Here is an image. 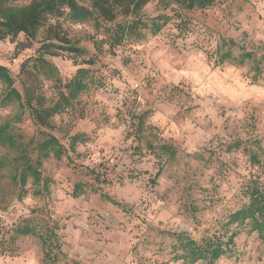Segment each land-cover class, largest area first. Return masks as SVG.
<instances>
[{
	"label": "rangeland",
	"instance_id": "374dc122",
	"mask_svg": "<svg viewBox=\"0 0 264 264\" xmlns=\"http://www.w3.org/2000/svg\"><path fill=\"white\" fill-rule=\"evenodd\" d=\"M199 3L187 8L178 0H151L139 14L112 23L75 21L67 10L49 16L34 38L0 40V64L23 96L31 93L34 105L40 97L39 104L49 107L67 94L79 68L88 83L41 130L21 102H0V124L11 123L33 158L46 132L64 146L59 158L43 159L41 186L30 180L23 198L11 165L0 167V264H185L175 258L181 250L171 233L200 240L222 229L247 201L249 180L264 182V167L251 164L243 150L259 139L255 149L264 158V0ZM165 18L156 35L143 27ZM134 19L142 22L140 33L110 47L107 26ZM55 33L86 51L60 47L65 43ZM223 39L236 41L235 56L247 50L255 58L218 64V51L229 49ZM6 89L0 82V101ZM236 141L241 147L229 150ZM161 144L173 146L176 156H157ZM17 153L0 144V158ZM45 180L48 190L36 194ZM25 224L49 242L55 234L57 260L48 259L38 235L17 233ZM215 264H264V241L246 228L233 252Z\"/></svg>",
	"mask_w": 264,
	"mask_h": 264
},
{
	"label": "trees",
	"instance_id": "16d2710c",
	"mask_svg": "<svg viewBox=\"0 0 264 264\" xmlns=\"http://www.w3.org/2000/svg\"><path fill=\"white\" fill-rule=\"evenodd\" d=\"M20 1L0 0V40L9 39L14 42L20 34H24L28 38H34L38 31L45 25L49 16H63L67 10V13L75 21L95 18L98 22L105 20L112 23L115 22L118 16L128 17L139 14L151 0H88L90 6L80 4L78 0H27L28 2L26 4H20ZM178 1H181L187 8H193L199 3L196 0ZM212 1L203 0L199 4L203 6ZM167 21L166 18L161 22L152 21L151 24H143V27L149 28L152 35H156L167 24ZM141 23L140 19H134L126 24L118 23L114 28L107 26V29L112 31L110 47L121 44L127 34L140 33L139 31L142 29L140 26ZM54 37L65 43L60 47L70 52L83 54L86 51L85 48L70 42V40L60 34L55 33ZM222 44V46H229V49L224 52H221V50L218 51L216 56V62L218 64L231 60L239 65H243L247 60H253L255 58L254 53L247 50H243L238 56H235L231 49L232 46L236 45V41L233 39H223ZM50 46L51 44L44 45V47ZM44 59L43 53H40L39 61L43 65L45 64ZM88 61L90 63L93 62L92 59ZM255 63L257 72L253 76L252 81L254 83L258 81V73L260 72L258 62L256 61ZM46 65L50 64L46 62ZM47 68L49 71L52 70L50 66ZM85 73L87 71L84 68H79L77 74L67 84L69 89L68 93H62L57 102L49 107H45L39 104L40 97L37 98L38 104L34 105L32 103L33 96L30 95L31 93L27 92L23 96L14 86L15 80L10 70L0 64V82L4 83L7 88L0 102L1 104H7L15 100L21 102L24 108L27 107L30 110L33 122L39 130L48 128L51 125L52 118L57 114L65 112L72 100L88 87V83L84 80ZM43 132L46 131L43 130ZM46 133L47 137L43 141L37 142L34 146L37 151V156L33 158L31 156L32 150H30L29 146L22 142H17L15 139L11 129V123L6 122L0 124V144L18 151L11 158L7 156L0 158V167L3 168L9 164L11 165L13 170L10 177L20 188V198H23L28 193L26 186L30 180L33 184L41 186L43 176L40 169L43 164V159L45 160L50 156L59 158L64 150L63 144L56 135ZM76 139L72 141L73 149H75ZM30 142L34 143L32 140ZM260 144L261 141L259 139L252 140L250 145H244L243 150L248 152L251 164L264 167V158H261L255 149V146H260ZM241 145V141H236L231 143L228 149L236 150ZM150 147L153 148L154 146L150 144ZM156 154L159 157L167 156V158L172 159L176 156V150L171 145L161 144ZM162 169L159 168L153 179L154 182L160 176ZM48 181L45 180L42 188L35 189V193L40 194L42 191L48 190ZM244 196L247 198V201L229 214L228 220L222 226V229L205 235L200 240H196L184 232L171 233L177 240V248L181 250L175 258L182 259L185 264H215L221 257L233 252L237 236L242 230H246V228H248L249 232H257L258 236L264 241V182H261L258 178L249 180L247 188L244 190ZM106 197L113 203H117L113 198ZM190 208L196 210V206H191ZM17 233L20 235H38L42 240L43 247L47 248L46 256L48 259H58L57 254H54L51 246L53 232L48 236L51 242L47 240L45 234H38L28 224L18 226Z\"/></svg>",
	"mask_w": 264,
	"mask_h": 264
},
{
	"label": "water",
	"instance_id": "95a60500",
	"mask_svg": "<svg viewBox=\"0 0 264 264\" xmlns=\"http://www.w3.org/2000/svg\"><path fill=\"white\" fill-rule=\"evenodd\" d=\"M199 1H202V0H196V2H199Z\"/></svg>",
	"mask_w": 264,
	"mask_h": 264
}]
</instances>
